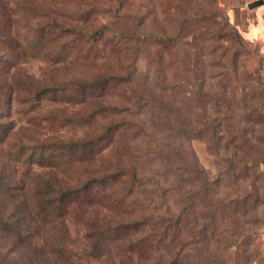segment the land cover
Masks as SVG:
<instances>
[{
	"label": "rangeland",
	"instance_id": "1",
	"mask_svg": "<svg viewBox=\"0 0 264 264\" xmlns=\"http://www.w3.org/2000/svg\"><path fill=\"white\" fill-rule=\"evenodd\" d=\"M0 179V264H264V0H0Z\"/></svg>",
	"mask_w": 264,
	"mask_h": 264
},
{
	"label": "trees",
	"instance_id": "2",
	"mask_svg": "<svg viewBox=\"0 0 264 264\" xmlns=\"http://www.w3.org/2000/svg\"><path fill=\"white\" fill-rule=\"evenodd\" d=\"M63 35L67 36L70 34L69 31H63L62 32ZM102 34V32L99 30L95 33H93L92 35H88V34H85V41H92V40H95L96 38H99L100 35ZM119 78H116V77H106V78H102V79H99L98 81H94V82H85V81H81V82H78L76 84L74 83H71L69 85H66L65 87L63 88H57V87H51V88H48V89H38V95H41V94H47V93H57V92H61V93H68L70 92V87L73 85L76 86V91L77 93H81L82 95H86L88 92H91V91H97V90H104V89H107L110 85L112 84H116L119 80ZM116 128V127H115ZM68 147L75 151L77 148H84V144H71V145H68ZM91 181L90 183L86 184L82 189H78V190H75V191H67V192H59L58 193V196H56L57 198L54 199V198H51V200H48L46 202V206L49 207L51 209H53L55 207V210H60L62 211V209H64L66 206V202L70 199V198H75V200H77L78 198H80V195H85V197L90 195V191H92V187H91ZM6 186L3 185V181L2 179H0V189H5ZM64 206V208H63ZM49 208V210H50ZM184 217V215H183ZM6 217L0 212V223H5V219ZM182 222V219H181V216H179L178 218H175L173 219V222L171 225L168 226V230L166 229L165 230V236L166 235V232L169 231V229L172 227V225H174L176 227V230L178 228V226L180 225V223ZM97 234H95L94 236H96ZM93 236V237H94ZM92 237V236H91ZM100 242H98L96 245H95V248H100ZM29 262L31 264H59L58 262L56 261H50V260H46V259H43V258H40L37 254L35 256H32L30 259H29Z\"/></svg>",
	"mask_w": 264,
	"mask_h": 264
},
{
	"label": "water",
	"instance_id": "3",
	"mask_svg": "<svg viewBox=\"0 0 264 264\" xmlns=\"http://www.w3.org/2000/svg\"><path fill=\"white\" fill-rule=\"evenodd\" d=\"M263 5V1H257V2H254V3H251L249 5V9H254V8H257L259 6Z\"/></svg>",
	"mask_w": 264,
	"mask_h": 264
}]
</instances>
